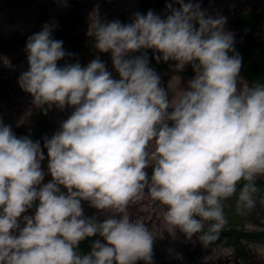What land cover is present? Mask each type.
<instances>
[{"label": "clouds", "instance_id": "clouds-1", "mask_svg": "<svg viewBox=\"0 0 264 264\" xmlns=\"http://www.w3.org/2000/svg\"><path fill=\"white\" fill-rule=\"evenodd\" d=\"M178 3L166 4V17L137 11L130 23L91 14L89 34L97 49L111 51L119 78L99 57L58 64L75 55L54 38L58 22L27 38L29 67L19 85L38 108L72 111L43 147L0 119V264H154L155 235L128 212L145 188L166 206L168 233L205 245L227 223L225 200L236 196L238 212L255 206L264 176V82H242L243 57L226 16L194 0ZM141 49L181 70L192 65L178 100L146 51L131 55ZM85 201L113 214L88 215Z\"/></svg>", "mask_w": 264, "mask_h": 264}, {"label": "rangeland", "instance_id": "rangeland-1", "mask_svg": "<svg viewBox=\"0 0 264 264\" xmlns=\"http://www.w3.org/2000/svg\"><path fill=\"white\" fill-rule=\"evenodd\" d=\"M187 2V0H186ZM199 2L207 14H218L227 17L225 28L235 35V45L241 43L244 32L233 22L236 12L253 14L255 26L252 38L264 43V0H194ZM143 0H15L0 7V46L13 43L26 46L27 38L40 31L45 22H58L53 29V36L64 41L63 47L75 55L66 56L70 63L79 61L87 65L89 61L99 57L115 78H119L111 58V51L101 52L92 49L95 40L89 34L91 14L97 13L101 19L111 21L133 16L140 8ZM167 3L179 8L178 0H151L150 7L154 12L166 17L171 10ZM198 27V24L196 25ZM82 38L79 42H68L66 39ZM157 53L158 51L155 50ZM162 57V53H158ZM27 52L0 49V119L12 126L16 133L28 129L35 124L44 123L45 135L51 137L68 118L72 108L64 110L55 105L36 107L30 93L18 83L20 74L29 67ZM167 69L153 68L161 77V86L168 92L169 98L175 102L182 94L183 88L195 75L189 63L181 70L176 67L177 61H165ZM240 77L251 83L249 77L240 70ZM264 82V76L261 78ZM154 145L150 146L152 150ZM47 157V149H46ZM151 163L147 171L151 170ZM257 180L264 182V176ZM255 193L256 204L251 209L238 212L236 196L224 201V212L227 223L215 241L205 245L196 236L187 238L183 232L173 237L166 231L164 211L166 206L151 198L147 188L143 198L130 202L128 212L133 219H142L155 235L153 244L154 264H264V235L255 238L244 237L236 240L224 233L235 228L249 234L264 232V195ZM96 209V208H95ZM98 216L105 218L112 215L110 209H96ZM30 212L34 210H29ZM232 225H228V224ZM235 223V224H234ZM238 224L237 226H234ZM234 226V227H232ZM207 227V225L205 226ZM145 264L143 260L138 261Z\"/></svg>", "mask_w": 264, "mask_h": 264}, {"label": "trees", "instance_id": "trees-1", "mask_svg": "<svg viewBox=\"0 0 264 264\" xmlns=\"http://www.w3.org/2000/svg\"><path fill=\"white\" fill-rule=\"evenodd\" d=\"M12 1H15V0H0V7ZM150 2L151 0H143L142 5L137 11L146 14L147 11L151 9ZM233 16H234L233 17L234 24L244 32V36H243L241 43L235 45L236 50L243 57L241 70H243V72L249 77L250 82H257V81L261 82V78L262 76H264V43L256 39H253L251 36L252 29L255 26V23L253 20L254 16L253 14L249 12H245V13L236 12ZM133 19H134V15L123 18L121 21L124 23H130L132 22ZM81 39L82 38L78 37V38H73V39L67 38L66 40L68 42H79L81 41ZM90 42H91L90 44L92 46V49L96 48L95 47L96 41L92 40ZM25 48L26 46H24L23 44L15 45L13 43L3 44L2 46H0L1 50H6V51L18 50L21 52H25L26 51ZM145 51L147 52L148 57H149L150 67L159 68V69H167L166 63L162 59V57L159 61L155 58V56L158 53L154 49H146V50L141 49L135 53H132L131 55H140ZM66 62L70 63L69 59L64 57L63 59L58 61V64L63 65ZM15 134L17 136L30 135L33 140H40L41 145L43 147V138L45 136L44 123H40V124L38 123V124L31 126L28 129L19 130ZM44 152H46V148H44ZM42 166L45 168V170H47V159H45V161L42 162ZM151 172H152V169L148 170L149 175H151ZM50 179H52V177H51V174L49 173L45 176V182H47ZM256 184L258 186V192H259L258 195H264V182L260 180H256ZM84 205H85L86 214L94 215L100 219H103L100 216L96 215L97 210L93 207H90L87 201L84 202ZM228 225H232V224L230 223ZM237 225L238 224L234 226H237ZM224 233H227L228 235L232 236L237 241L244 237L255 238L259 235H264V232H261L259 234H249V233L236 230L235 228H229ZM91 239H94V238H89V240H85L81 242L80 250L82 252H87L90 250V240ZM137 264H141V263L137 262Z\"/></svg>", "mask_w": 264, "mask_h": 264}]
</instances>
